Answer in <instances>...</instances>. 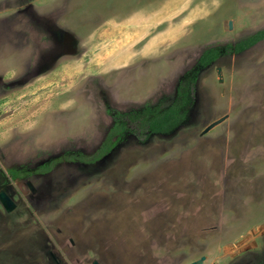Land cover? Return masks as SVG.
Instances as JSON below:
<instances>
[{
	"label": "rangeland",
	"instance_id": "rangeland-1",
	"mask_svg": "<svg viewBox=\"0 0 264 264\" xmlns=\"http://www.w3.org/2000/svg\"><path fill=\"white\" fill-rule=\"evenodd\" d=\"M263 28L264 0H0V264H264V38L201 68L172 132L36 172Z\"/></svg>",
	"mask_w": 264,
	"mask_h": 264
},
{
	"label": "trees",
	"instance_id": "trees-1",
	"mask_svg": "<svg viewBox=\"0 0 264 264\" xmlns=\"http://www.w3.org/2000/svg\"><path fill=\"white\" fill-rule=\"evenodd\" d=\"M264 38V28L249 37L235 43H228L223 48L212 46L203 51L196 67L190 69L185 80L179 84L176 99L168 106L146 105L141 109L117 112L115 122L109 129L106 138L93 154H69L62 158L54 159L49 164H43L36 172H48L53 165L63 159L95 162L110 153L120 142L127 131L139 132L146 138L151 134L170 133L177 129L188 116L189 108L195 94V85L198 73L202 67L207 66L217 59L222 53L241 52ZM12 177L24 176L25 173L18 169H9Z\"/></svg>",
	"mask_w": 264,
	"mask_h": 264
},
{
	"label": "water",
	"instance_id": "water-1",
	"mask_svg": "<svg viewBox=\"0 0 264 264\" xmlns=\"http://www.w3.org/2000/svg\"><path fill=\"white\" fill-rule=\"evenodd\" d=\"M0 199L3 201V203L9 209L15 205L13 199L5 191L0 192ZM203 259H204V257H202L199 260L192 261L189 264H200L203 261ZM94 264H99V263H98V261H95Z\"/></svg>",
	"mask_w": 264,
	"mask_h": 264
},
{
	"label": "flooded vegetation",
	"instance_id": "flooded-vegetation-1",
	"mask_svg": "<svg viewBox=\"0 0 264 264\" xmlns=\"http://www.w3.org/2000/svg\"><path fill=\"white\" fill-rule=\"evenodd\" d=\"M105 138H106V137H105ZM103 141H104V140H103ZM118 143H119V142H118ZM118 143H117V144H118ZM101 144H102V143H101ZM99 147H100V146H99ZM114 148H115V147H114ZM114 148H113V149H114ZM113 149H112V150H113ZM78 154H79V153H78ZM78 154H77V155H78ZM80 154H81V153H80ZM82 154H84V153H82ZM105 156H106V155H105ZM70 161H79V162H83V163H88V162H84V161H81V160H70ZM97 161H98V160H97ZM58 162H60V161H58ZM95 162H96V161H95ZM56 163H57V162H56ZM56 163H55V164H56ZM91 163H94V162H91ZM53 166H54V165H53ZM52 168H53V167H52ZM52 168H51V169H52ZM41 173H42V172H41Z\"/></svg>",
	"mask_w": 264,
	"mask_h": 264
}]
</instances>
